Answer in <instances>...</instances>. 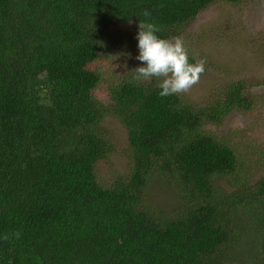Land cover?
Wrapping results in <instances>:
<instances>
[{
    "label": "trees",
    "instance_id": "obj_1",
    "mask_svg": "<svg viewBox=\"0 0 264 264\" xmlns=\"http://www.w3.org/2000/svg\"><path fill=\"white\" fill-rule=\"evenodd\" d=\"M250 1L0 0V264H264V175L249 184L211 128L251 112L253 87L232 81L198 106L129 71L109 105L97 94L109 24L172 39L218 2ZM109 118L130 168L103 185Z\"/></svg>",
    "mask_w": 264,
    "mask_h": 264
},
{
    "label": "rangeland",
    "instance_id": "obj_2",
    "mask_svg": "<svg viewBox=\"0 0 264 264\" xmlns=\"http://www.w3.org/2000/svg\"><path fill=\"white\" fill-rule=\"evenodd\" d=\"M138 31L134 24L113 23L106 28L105 51L96 67L103 74L97 94L107 105L111 103L109 86L123 73H133L144 64L136 59ZM181 37L189 57L207 61L199 83L181 94L190 103L205 106L232 81L243 80L253 87L256 103L251 112H232L220 126L211 127L215 136L234 147L243 162L241 175L252 185L264 175V0L238 5L218 2L203 11ZM105 124L115 149L99 163L97 176L103 185H109L117 174L129 171V142L118 119L109 118ZM227 184L222 181L221 187L231 191ZM155 200L163 204L166 198L159 194Z\"/></svg>",
    "mask_w": 264,
    "mask_h": 264
},
{
    "label": "clouds",
    "instance_id": "obj_3",
    "mask_svg": "<svg viewBox=\"0 0 264 264\" xmlns=\"http://www.w3.org/2000/svg\"><path fill=\"white\" fill-rule=\"evenodd\" d=\"M142 15L150 17L151 13L145 10ZM137 35L139 55L137 60L146 66L138 67L131 72L136 81H151L155 78L160 89L159 95L167 97L190 92L199 83L205 72L206 59H197L189 62V53L185 47L183 37L172 39L160 38L157 33L159 27L151 22L141 20ZM130 55V54H129ZM21 238V232L5 234L4 240Z\"/></svg>",
    "mask_w": 264,
    "mask_h": 264
}]
</instances>
